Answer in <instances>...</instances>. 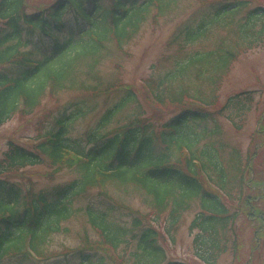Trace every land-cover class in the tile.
<instances>
[{
	"label": "trees",
	"instance_id": "16d2710c",
	"mask_svg": "<svg viewBox=\"0 0 264 264\" xmlns=\"http://www.w3.org/2000/svg\"><path fill=\"white\" fill-rule=\"evenodd\" d=\"M88 1L57 0L33 10L35 6L28 0H0V124L17 118L29 125L39 113L45 114L31 136L9 140L0 155V264H36L31 253L45 263L64 255L67 264H186L169 260L160 245L164 239L159 228L168 217L170 234L184 215L195 209L199 213L190 231L198 233L196 258L200 260L204 252L206 258L201 260L215 263V252L222 250L220 230L232 229L241 215L252 224L262 222L254 250L261 255L257 246L264 244V207L260 204L264 201V180L257 167L251 169L249 163L259 162L264 171L259 157L264 148L253 145L247 167L237 160L234 180L213 148L199 149L212 124L217 125L213 130L217 136L222 134L217 121L229 110L251 112L255 93L236 95L220 108L215 100L207 102L182 90L201 60L180 65L176 75L156 80L158 83L145 81L143 87L120 81L103 84L99 68L112 51L126 50L149 21L157 25L182 0H111L109 6L101 0ZM230 1L211 5L213 13L207 12L197 27L179 28L177 40L184 38L187 45L196 44L216 27L226 26L228 18L246 7L245 3ZM69 16L71 21L65 19ZM258 20L262 22L259 35L254 33ZM239 31L240 42L252 49L253 41L264 37V9L252 12ZM237 57V53L223 49L202 61L209 58L207 65L204 63L207 70L221 72ZM89 81L97 85L88 86ZM63 92H79L85 98H104L106 102L121 98L100 119L97 139H91L92 134L86 141L71 140L72 125L88 112L80 106L78 113L68 118L64 112L55 117L45 104L49 97ZM143 104L153 110L148 117L142 112ZM129 105H135L138 114L116 120ZM165 112L171 113L168 117L172 120L167 123L158 116ZM259 124L255 136L264 143V114ZM114 125L119 127L111 129ZM198 129L204 131L198 133ZM232 156L240 158L236 152ZM47 162L55 171H71L76 179L39 190L31 181L23 184L8 178ZM108 187L118 193L132 190L152 212L146 216L134 212L102 191L99 201L103 208L88 207L84 215L96 238L86 229L78 248L65 253L64 249L53 251L57 236L71 234L67 226L81 212L76 204L88 191ZM234 205L238 206L231 214ZM125 211L131 214L130 225L115 219ZM237 239L235 235L234 248Z\"/></svg>",
	"mask_w": 264,
	"mask_h": 264
},
{
	"label": "rangeland",
	"instance_id": "374dc122",
	"mask_svg": "<svg viewBox=\"0 0 264 264\" xmlns=\"http://www.w3.org/2000/svg\"><path fill=\"white\" fill-rule=\"evenodd\" d=\"M57 0H28L31 5H34L36 10L42 6H48ZM105 6H109L111 0H101ZM235 1L231 0L230 2ZM239 3H245L246 7L241 9L235 17L227 19L226 26H218L208 34L206 38L196 44L187 45L184 38H179L178 30L186 25L190 28H195L207 17V12L213 13L210 6L218 3H223L222 0H182L177 8L168 17L161 19L157 25L149 21L140 33L137 40H135L130 46L123 52L117 50L112 51L110 58L105 60L102 66L99 68V74L103 84H108L113 81L123 82L125 85H134L135 87H143L145 81H163L168 75H176L177 70L180 69V65L188 62H197L189 77L182 84V90H188L193 96L202 98L203 100L217 101L216 103L220 108L224 104L236 95L254 92L255 103L251 106L252 111L249 113H239L235 110H229L224 118H218V127L220 136H217L216 126L213 124L208 128V135H204L202 144L199 149H206V146L213 148L215 154H217L219 163L223 164L225 171L230 175V179L236 178L238 159L242 160L243 167L246 166L248 160V151L252 150L253 145L258 146L260 149L264 148L263 140L255 136V132L260 128L259 119L264 114V37L259 36L258 42L253 41L254 45L249 50L250 45H245L240 42L241 33L239 29L243 27L249 21L252 12L257 9H264V0H236ZM34 2V3H33ZM89 0L88 3H91ZM38 5V6H37ZM205 11V13L202 11ZM71 21L72 16L67 17ZM71 24V22L69 23ZM262 29V22L258 20L255 26L256 34H260ZM177 40V41H176ZM173 41H176L175 44ZM232 51L238 54L236 60H233L228 70L216 72L209 71L205 67L204 63H208L209 58L202 61L208 55H214L220 50ZM170 78V77H169ZM156 81V82H157ZM158 83V82H157ZM88 86H96L95 82L89 81ZM176 88V87H175ZM177 88L179 86L177 85ZM176 88V90H177ZM84 95V94H83ZM79 92H63L55 98L49 97L46 106L55 112V117H59L63 112L66 113V117H70L72 114H77L80 106L87 109L88 114L84 117H79L70 129L71 140H88L90 135L93 134L91 139H97V128L103 114L107 109L113 110L115 104L120 101V96L112 98L110 102H106L105 99L92 100L85 98ZM143 114L145 117L150 115L149 110H152L148 104H143ZM140 108V107H139ZM135 110V112H134ZM139 109L135 105H129L127 110L122 112L116 120H127L129 117H134L138 113ZM140 111V110H139ZM153 111V110H152ZM170 112L159 113L160 121L172 120ZM45 119L44 112L39 113L32 123L27 125L20 119H13L5 124H0V155L6 149L5 145L11 139L21 138L25 135L31 136V131L34 126ZM233 119L235 122H231ZM49 122V120H46ZM117 123V122H116ZM127 123V122H126ZM120 124L124 126L126 124ZM233 124L237 125V128H233ZM117 126V127H119ZM114 125L111 129L117 128ZM238 128L240 130H238ZM221 129V132H220ZM37 131V130H36ZM204 130L198 129V133H202ZM207 131V130H206ZM201 135V134H200ZM224 146V147H223ZM238 153L240 158L236 159L232 156L234 153ZM262 154V155H261ZM259 155L261 158L260 165H264V150ZM250 156V152H249ZM263 163V164H262ZM40 165L37 167L26 168L19 174H13L8 178L19 181L23 184L31 181V185L41 190L43 188H52L57 185L70 183L76 179V174L69 170L55 171L50 165ZM251 169L257 167L260 178L264 180V171L259 167V162L254 163V160L249 163ZM241 167V162L240 166ZM238 167V168H239ZM247 167V166H246ZM251 185V184H250ZM236 187H239L238 181ZM238 189V188H237ZM104 191L113 197L120 204L131 208L134 212H139L142 215H150L151 209L146 207L144 199L132 190L118 193L111 187L105 188V190L95 189L88 191L83 200H80L76 207L79 212L78 216L67 226L71 229L69 236H57L55 244H53V251L60 252L62 249L72 250L80 246L81 235L84 234L87 229L93 239L96 238L95 234L91 231L86 224L85 211L88 207H94V209H102L103 205L99 201V197ZM235 192V191H234ZM249 195L255 197V194L250 192ZM260 204L264 207V201L261 200ZM238 205L230 207L231 214H234V210ZM121 216H117L115 219L124 223L131 224L132 217L129 212H120ZM198 209L191 211L184 215V217L171 229V233L168 234L169 226L167 225L166 218L162 220L159 228L161 236L163 237L160 245L164 246L166 250H169L168 258L170 261H179L186 264H209L200 260L197 261L195 256L198 254L197 246L194 244L198 233H192L190 226L198 215ZM230 216V215H229ZM241 217L236 222V225L226 230H220V247L221 253L215 252L218 260L211 264H263L264 263V244L257 246L262 254L258 255L254 253L255 243L257 242V233H259V226L261 228L262 222L252 224L253 221H249L248 217ZM165 227V228H164ZM164 233V234H163ZM235 235L239 236L236 240V248H234ZM167 236V237H166ZM170 238V240H169ZM264 239V238H263ZM170 241V242H169ZM199 252H202L200 250ZM121 254V252H120ZM200 255V254H199ZM201 254V258H206ZM208 258H212V255H208ZM206 262L207 259H204ZM42 264V263H40ZM46 264V263H43ZM48 264V263H47ZM49 264H67L58 261H51Z\"/></svg>",
	"mask_w": 264,
	"mask_h": 264
}]
</instances>
